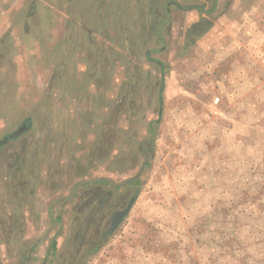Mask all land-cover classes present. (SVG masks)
Instances as JSON below:
<instances>
[{"label":"rangeland","instance_id":"obj_1","mask_svg":"<svg viewBox=\"0 0 264 264\" xmlns=\"http://www.w3.org/2000/svg\"><path fill=\"white\" fill-rule=\"evenodd\" d=\"M89 1L0 0V264H264V0Z\"/></svg>","mask_w":264,"mask_h":264},{"label":"crops","instance_id":"obj_2","mask_svg":"<svg viewBox=\"0 0 264 264\" xmlns=\"http://www.w3.org/2000/svg\"><path fill=\"white\" fill-rule=\"evenodd\" d=\"M158 1H160V0H157V2ZM121 2H122L121 0H116L115 2H113V5L114 6H120ZM151 2H153V4L155 3L154 0H151ZM214 2L215 1L213 0V3H212L213 6L216 3V2L215 3ZM77 3H80L78 5H80L82 7L85 4L83 2H77ZM102 3H104L102 0H93V1L91 0V1L87 2V4H89V5H96V6L100 5L101 7H102ZM232 3L233 2H231L230 4H232ZM156 4H158V3H156ZM134 5H138V2H135ZM235 5H237V2H235ZM101 7H98L100 11H102ZM116 10H118V8ZM100 13L101 12L96 13L95 11H93V12L91 11L89 13L87 12V14H88L87 19L88 20H95V19H98L99 17L100 18L103 17L104 14H102L101 16H98V17L96 16L97 14L100 15ZM206 14H207V12H206ZM58 17H59L58 13H54V15L50 19H58ZM224 17L227 19L226 15ZM224 17H222L220 20H223ZM61 19L73 20L74 18L70 17L67 14H64V17H61ZM108 19H110V18H108ZM114 19H117L116 15L114 16ZM241 20L243 21L244 18L241 17ZM260 21H264V20L260 19L259 22ZM18 144H19V141L16 142V145H18ZM19 149H20V147H19ZM7 151L12 152L10 149ZM2 153L3 154L6 153L5 147L0 150V156ZM31 155H33V154H31ZM13 158H14V160H12V161L10 160V162L8 164H6V167H5V165H3L1 168L3 171L2 173H4V175H6V177H3V179L6 181V188L4 190L7 191L9 199L11 196L13 197L11 200L8 201L9 212H11L12 217H13L11 219L12 225L10 226V229H12V234L10 233L11 235L9 237L11 240H13L12 241L13 243H16L14 241V237H15L14 230H16V227H17L16 224L18 223V221H17L18 218H16V216L18 217V215H20L19 213H21V210L17 209L18 213L16 214V209L13 210L12 207H10L11 203H17V202L21 203L19 201V199L21 198V194H22L23 196H26L27 199L25 200V204L28 206L27 208L30 210L32 208V206L35 205V202L37 201L38 197L39 198L42 196L51 197V198L56 197L58 195V189H57V183H55L53 185L52 176H51L54 173L53 169H55V167H56L55 164L50 163L49 168L43 170L41 168V165L37 162H34L29 166L26 163L19 165L17 162L20 159H22L20 157L19 153H17L15 156H13ZM14 162L16 164H14ZM24 168L26 170H24ZM42 179L45 182V185H44L45 188L43 186H40V181H42ZM27 181H32V182L30 184V188H28L26 190L25 184ZM37 182H39V185L37 184ZM5 191H3V192H5ZM4 194H6V192ZM18 203L16 205H14V206H18L17 208H19V205H21ZM25 204L23 207H25ZM28 209H26V207H25L24 212H25V210L27 211ZM21 217H23V216H21ZM11 240H10L9 244L12 243Z\"/></svg>","mask_w":264,"mask_h":264},{"label":"water","instance_id":"obj_3","mask_svg":"<svg viewBox=\"0 0 264 264\" xmlns=\"http://www.w3.org/2000/svg\"><path fill=\"white\" fill-rule=\"evenodd\" d=\"M31 125H32L31 119L25 120L20 126H18V128H16V130L14 132H12L11 134H8L7 136H5V138H3L0 141V146H3L4 143H6V142L17 140L19 137H21L23 134H25L26 132H28L31 129ZM136 197H137V194L131 199L127 208L123 212H120L117 215L115 214L114 223L107 233H112L117 228L118 221L121 222L122 220L125 219V217L129 213V210H130L131 206L133 205ZM105 235H106V233H105Z\"/></svg>","mask_w":264,"mask_h":264},{"label":"flooded vegetation","instance_id":"obj_4","mask_svg":"<svg viewBox=\"0 0 264 264\" xmlns=\"http://www.w3.org/2000/svg\"><path fill=\"white\" fill-rule=\"evenodd\" d=\"M174 3H175V2H174ZM179 8H180V7H179ZM182 9H183V8H180V10H182ZM153 61L157 62L156 60H153ZM159 64H160V63H159ZM160 65H161V64H160ZM22 136H23V135H22ZM7 143H8V142L4 143L3 146H0V150L3 149V147L6 146ZM131 199H132V198H131ZM131 199L129 200L128 204L130 203ZM106 200H108V196H107V195H104V196L101 197L100 202H99L98 207H97V212L100 211V209H101V208L103 207V205L105 204ZM128 204H127V206H128ZM127 206H126V208H127ZM126 208H124L123 210L116 211V212H114V213L111 215V217H110V224H109V227L106 229V231H105L104 234L102 235V237H103L104 239L110 237V236L115 232V230L119 227V225L122 223V221H123V220H122L121 222H119V221L117 220V221H118V226H117V228H116L112 233H107V232L109 231V229L112 227L113 223H114V216H115V214L117 215L118 213L123 212ZM97 212H96V213H97ZM105 233H106V235H105Z\"/></svg>","mask_w":264,"mask_h":264}]
</instances>
